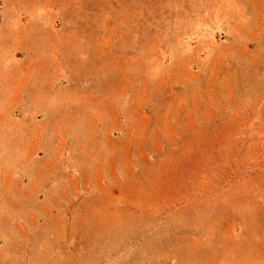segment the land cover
I'll return each mask as SVG.
<instances>
[{"label":"rangeland","instance_id":"obj_1","mask_svg":"<svg viewBox=\"0 0 264 264\" xmlns=\"http://www.w3.org/2000/svg\"><path fill=\"white\" fill-rule=\"evenodd\" d=\"M0 264H264V0H0Z\"/></svg>","mask_w":264,"mask_h":264}]
</instances>
